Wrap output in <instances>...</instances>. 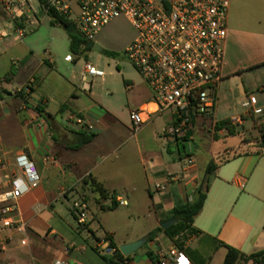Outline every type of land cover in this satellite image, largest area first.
Returning <instances> with one entry per match:
<instances>
[{"label": "crops", "instance_id": "1", "mask_svg": "<svg viewBox=\"0 0 264 264\" xmlns=\"http://www.w3.org/2000/svg\"><path fill=\"white\" fill-rule=\"evenodd\" d=\"M31 7L38 17L47 15H40L39 2ZM28 18L35 19L30 21L32 26L39 24L36 17ZM11 27L0 18V190H10L14 174H22L17 164L22 154L34 163L41 183L18 201L27 232L0 253V264H55L59 260L104 264L99 244L109 238L118 248L147 238L124 264H160L158 247H178L162 225L176 219L172 214L178 205L197 198L202 184L206 187V170L212 161L218 169L209 182L204 209L193 224L197 234L180 249L193 264H223L225 246L237 249L244 258L264 252V148L259 140L248 141L246 134L238 147H216L218 139L230 136L226 129L217 131V123L241 115L238 106L245 98L257 97L264 109V0L231 1L221 85L241 81L244 95L230 117L218 119L216 111L195 120L188 140L195 146L190 169L180 151H173L178 144L164 137L173 120L172 110L152 115L140 130H134L131 114L145 108L157 110V106L150 87L132 65L123 61L118 66L121 87L113 85L107 74L84 78L79 55L90 51H71L63 57L47 49L40 54L35 42L27 35L21 40ZM69 56L74 62L67 60ZM231 92L238 93L234 88ZM70 115L83 118L94 131L75 128ZM245 120L236 127L249 123L247 129L258 138L264 113ZM162 137L168 142L170 157L164 155ZM198 139L209 144L203 157L197 155ZM170 176L175 181H169ZM91 180L103 185L108 199L101 198ZM159 183H168V189L156 192ZM114 201L117 208L109 210ZM75 202L87 204L84 224L73 213ZM108 213H116L112 222L106 218ZM122 216L129 222L123 228ZM22 237L28 243L25 247L20 246ZM238 264L258 263L241 260Z\"/></svg>", "mask_w": 264, "mask_h": 264}, {"label": "built area", "instance_id": "2", "mask_svg": "<svg viewBox=\"0 0 264 264\" xmlns=\"http://www.w3.org/2000/svg\"><path fill=\"white\" fill-rule=\"evenodd\" d=\"M79 12L73 20L77 32L86 42L96 38L109 25L126 19L136 31V37L125 49V57L150 87L157 110L141 109L131 114L134 130L143 127L152 115L173 111V120L164 137L171 143L188 142L196 119L213 116L218 108V90L223 81L225 44L228 36V18L232 0H75ZM63 16L71 18L72 7L68 0H47ZM11 29L23 40L26 29L21 27L33 8L28 0H0ZM45 11V10H44ZM36 14L38 11H35ZM46 12V11H45ZM74 62L73 56L67 58ZM106 72L86 62L84 78H104ZM244 113L231 119L234 126L243 125L245 118H259L264 109L257 97L250 95L241 103ZM74 119L75 128L93 132L94 126L83 118ZM225 133L229 134L226 130ZM185 166H194V158L183 157ZM22 170L14 174L11 189L0 190V253L9 250L17 236H24L27 223L18 209L20 198L38 188L40 174L26 154L17 158ZM169 181H175L170 176ZM156 192H165L168 183L155 186ZM121 205L127 206L126 201ZM73 213L80 224L86 223L87 204L75 202ZM7 232L6 235H3ZM26 238L20 246H27ZM103 256H110L115 249L109 240L99 244ZM160 264H193L183 250L176 246L158 247ZM55 264H68L57 261Z\"/></svg>", "mask_w": 264, "mask_h": 264}, {"label": "rangeland", "instance_id": "3", "mask_svg": "<svg viewBox=\"0 0 264 264\" xmlns=\"http://www.w3.org/2000/svg\"><path fill=\"white\" fill-rule=\"evenodd\" d=\"M70 2L73 7V14L71 15V19L74 20L79 12V9L75 3V0H70ZM30 3L32 6H37L38 1L30 0ZM28 16L36 18L38 17L37 14L33 11V9L30 10ZM1 17L2 19L9 21V19L0 7V18ZM235 17L240 21L242 17L241 12L237 11V13H235ZM32 19L34 18L30 19L26 17L23 22V26H26V39L30 38L31 41L35 42V49L37 52L43 54L44 51L48 49L50 51H53L54 53L63 55V57L67 54H72L70 50L69 35L66 32L65 28L53 26L51 24V18L48 15L38 17L37 20L39 21V24L36 26H32L30 24V21ZM4 27L5 26H2V28ZM6 27L9 28L8 25ZM11 33H15V31L11 30ZM135 37L136 31L128 20L122 18L115 21L99 33L95 43L100 44L105 51H115L114 53L117 54V57L113 58L104 51L96 52L91 50L87 54L81 53L79 55V70L83 71V67H85L86 61H88L89 63L97 66L101 70H104L107 74L108 80H110L113 85L120 87L123 86V78L119 76L118 66L121 65L123 61L127 62L129 66H131V64L125 57V49L128 44H130L131 41L135 39ZM231 88H234V90H236L238 93H232ZM218 95L219 104L216 115L218 119H225L233 114V106L241 103V98L244 95L243 84L241 83V81H235V84L233 86L223 83V85H220L219 87ZM238 107L239 108L237 112H239V114L244 113V110L240 106ZM256 124H253L252 126L256 127ZM247 128H249V123H246L244 128L237 127L235 134H232L227 138L218 139V141L216 142L217 149L219 150L229 147H238L239 145H241V141L244 138V134H246V139L248 141H258L257 134H255L254 131L252 132L251 129ZM160 141L163 145L165 157H170V153L168 152V142L164 137H162ZM197 145V155L203 157L205 154V149L208 147L209 144L207 142H204L202 144L201 140L198 139ZM115 214L116 213H108L106 215V218H109V221L112 222L113 217L116 216ZM124 220L127 222H125ZM120 223L122 228L124 227V225L127 226L129 223L127 217L123 218L122 216Z\"/></svg>", "mask_w": 264, "mask_h": 264}, {"label": "trees", "instance_id": "4", "mask_svg": "<svg viewBox=\"0 0 264 264\" xmlns=\"http://www.w3.org/2000/svg\"><path fill=\"white\" fill-rule=\"evenodd\" d=\"M40 6L42 9H44L46 14L51 18V24L53 26H61L63 28L69 27L72 23H74L73 20L69 19L66 16L61 15L53 8H48V2L47 0H38ZM21 27H23V24H21ZM69 37L71 39V45L70 49L73 53L79 54L82 51H91V48L88 47V43L86 42L81 35L76 31L73 34H69ZM109 56L111 57H117V54L114 52L105 51ZM236 126L232 125L231 120H224L217 123L216 130H223L226 129L229 132V135L236 133ZM257 130L259 132L258 140L262 144V148H264V123L259 125L257 127ZM218 169V165L215 162H210L207 170H206V179H207V185L205 187L204 184L200 187L198 191L197 198L191 202L186 204L178 205L172 214L173 218L178 219V223L168 228L165 232L174 240L176 245L179 248L183 249L184 243L191 238L193 235L197 234L196 230L193 228V224L195 222V219L200 215V213L203 211L206 200H207V193L209 190V182L211 180V177L215 174L216 170ZM91 186L94 188L96 192H98L102 199H108L109 194L104 189L103 185L98 183L95 180H91L89 182ZM112 198L114 200V195H112ZM117 208V203L114 201L113 206L108 208L109 210H114ZM159 231H163L160 229ZM156 232L149 235V240L153 239L155 237ZM111 241V246L115 249V252L112 253L110 256H102V259L104 261V264H124L126 261L130 259V256L125 257L119 250V248L115 245V243L112 241L111 238H109ZM227 248V255L225 257V260L223 264H238L241 260L245 261H253L255 260L258 264H264V259L262 256H264V252L254 254L248 258H244L240 251H238L235 248L225 246Z\"/></svg>", "mask_w": 264, "mask_h": 264}, {"label": "water", "instance_id": "5", "mask_svg": "<svg viewBox=\"0 0 264 264\" xmlns=\"http://www.w3.org/2000/svg\"><path fill=\"white\" fill-rule=\"evenodd\" d=\"M44 13H45L44 9H41L40 15L42 16ZM65 30L68 34H73L77 31L74 23H72L69 27L65 28ZM88 47L91 48L93 51L103 52V48L99 44L90 42L88 43ZM175 150L180 151V153L183 156H186V155H190L191 153L195 151V146L190 141L181 142L178 144L177 147L173 148V151ZM177 222H178L177 219H171L167 221L166 223H164L162 225V228L164 230H167L169 227L176 224ZM147 241H148L147 238H143L142 240H139L132 244L123 245L119 248V250L125 257H128V256L135 254L137 251H139L147 243Z\"/></svg>", "mask_w": 264, "mask_h": 264}]
</instances>
